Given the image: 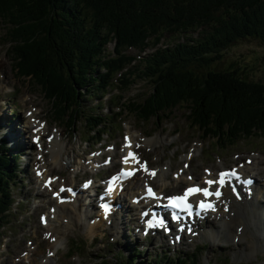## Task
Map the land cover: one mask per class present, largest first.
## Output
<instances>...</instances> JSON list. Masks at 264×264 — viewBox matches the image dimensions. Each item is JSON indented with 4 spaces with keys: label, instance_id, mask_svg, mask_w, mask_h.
<instances>
[{
    "label": "trees",
    "instance_id": "1",
    "mask_svg": "<svg viewBox=\"0 0 264 264\" xmlns=\"http://www.w3.org/2000/svg\"><path fill=\"white\" fill-rule=\"evenodd\" d=\"M0 18L14 69L45 89L58 118L72 129L78 117L86 116L81 101L118 87L114 79L121 73L123 90L136 78L153 84L140 100L121 96L129 100L127 112L140 121L161 120L185 105L191 125L216 138L220 148H227L222 141L264 136V81L249 80L237 70L197 69L221 60L240 39L264 41V0H0ZM195 31L200 38L191 37ZM165 33L186 38L157 48L141 61L145 66L123 52L157 46ZM111 42L115 56L106 57ZM108 119L90 114L88 132L104 133ZM7 148L0 142V232L16 201L13 185L20 168ZM122 257L119 253L114 264H152L137 246ZM154 257V264H199L195 253L172 257L167 251Z\"/></svg>",
    "mask_w": 264,
    "mask_h": 264
},
{
    "label": "rangeland",
    "instance_id": "2",
    "mask_svg": "<svg viewBox=\"0 0 264 264\" xmlns=\"http://www.w3.org/2000/svg\"><path fill=\"white\" fill-rule=\"evenodd\" d=\"M191 37L200 38L201 36L199 31H195ZM184 38L186 37L180 33H165L161 43L144 49L146 52L139 48H129L123 52L136 57L138 64L154 53L157 48L174 46ZM114 49L115 43H109L105 51L106 57H114ZM1 58L4 60V65L0 66V91L2 86H6V94L0 96V142L4 140L2 137L6 135V127L10 128L12 125L13 129L22 130L20 138L22 137V141L26 144H21L23 148L19 145L14 151L16 155L25 154L24 161L19 160L20 172L17 173V183L13 185V197L16 201L12 210L8 212L7 223L0 232V264H114L117 253L122 254V258L129 256L131 250L128 249V244H138L145 251L146 259L152 264H154V255L167 251L172 257L195 253L199 258V264H264V247L259 244L258 249L251 251L246 246L249 243V237L247 241L243 239L239 246L235 241L224 239L214 242V239L210 240L198 234L193 239L187 238L184 245L176 246L169 239H163L159 235L140 238L136 225L133 224H126L123 235L117 237L115 233L117 218H119L117 214L111 216V223L103 222L99 227L94 226L91 232H88L86 225L81 222L67 223L64 219L60 221L55 219L53 223L58 231L57 240H60V243L58 252L54 254L52 244L55 241L50 237L46 238V233L50 230L48 226L42 225L39 218L41 214H47L50 209L52 210V206L59 198L52 197V191L43 190L39 183L42 181V176L38 175L39 172L36 171L35 166V159L39 156L38 150H40L37 149V141H40L38 144L42 147L45 156L47 177L57 178V184L59 182L65 186L79 187L93 178L97 184V181L116 171L118 165L111 168L105 164V161L109 158L114 162L120 161L125 152L123 149L125 138L131 135L135 140L134 151L142 161L147 162L149 169L164 170L167 173L164 182L158 179L159 182L152 180L151 183L159 190L171 195L180 192L186 185V183L178 185L182 181L174 178L175 174L182 169L185 170V179L187 174H191L194 179L201 180L209 169L217 171L223 167L232 168L241 165L244 157H264V136L242 138L234 144L230 141H222L221 143L227 145V148H220L217 146L216 138L205 137L202 130L191 125L185 105L174 108L173 111L163 115L161 120L154 117L148 122L140 121L135 114L127 112L129 100L125 101V99L140 100L153 90V84L147 78H136L137 81L131 89L123 90L121 88H124V83L120 82L123 79L121 73L116 75L118 79L115 84H118V88H111L104 92L105 95L98 94L103 97L102 99H99L100 96H93L81 101L80 110L84 111L86 116L78 117L75 121V129H72L68 122L58 118L53 103L46 96L45 89L35 80L21 77L14 69L15 62L12 58L10 43L7 42L6 24L0 18ZM142 66L145 65L142 64ZM197 69L202 73L207 70H237L241 76L249 80L264 81V41L258 38L240 39L223 51L221 60L214 62L209 68L198 67ZM7 81L10 83L7 84ZM124 95L126 98L122 99L121 96ZM101 101L104 106L102 110L99 108L101 105L96 107ZM92 108L95 110L93 114H99L108 109L102 116L109 118L107 120L109 134H104L97 143L91 138L86 126V118L92 114ZM14 110L18 112L14 113ZM119 110L122 113L116 116L115 112ZM30 119L31 122L42 123L44 133L42 139L38 135V128L29 123ZM15 120H18V123H15ZM146 136L157 137L160 142L148 146L144 144L143 138ZM36 137L38 139H35ZM9 141L12 143L8 139L4 142L8 145ZM56 141L59 144L62 143L64 148L61 153L62 159H58L59 161H55L52 151L58 149L52 147ZM10 142L8 146L11 147ZM13 144L17 146L14 142ZM104 145L105 148H103ZM113 150H115V158L110 157ZM7 152L10 156L11 151ZM98 154L100 164L107 167L92 169L93 164H89V159ZM259 172L257 173L256 170L252 174L261 179L264 171ZM138 183H142V180ZM57 188L58 186L56 191ZM126 192L131 194L129 189ZM79 206L82 211L88 209L81 203ZM92 209L93 211L90 209V212L86 211L84 216H87L88 220L97 219L95 215L98 212L97 206H93ZM78 212L79 210H72L71 213ZM132 213L136 215V211ZM133 215L130 212V216ZM121 217L125 216L121 215ZM209 218L212 224L222 225L217 215H209ZM209 229L212 228L209 227ZM54 235L56 233L53 231L51 237ZM31 247L36 248L32 257L25 256L24 252H29Z\"/></svg>",
    "mask_w": 264,
    "mask_h": 264
},
{
    "label": "bare ground",
    "instance_id": "3",
    "mask_svg": "<svg viewBox=\"0 0 264 264\" xmlns=\"http://www.w3.org/2000/svg\"><path fill=\"white\" fill-rule=\"evenodd\" d=\"M3 61L4 60L1 58L0 59V66L4 65ZM9 81H7V84L10 83ZM5 87L6 86L1 87L0 96H1V94H6ZM18 120H15V123H18ZM29 123L30 124L32 123V124H34V127L39 128L38 129V135L42 139L43 138L42 136H44L43 130L41 128L42 123H37L34 121L31 122V119H30ZM11 124H13V123H11ZM14 129L12 128V125L10 126V128L6 127V129H5L6 135L3 136L2 138L11 140L15 144H17V146L20 145V147H21V144H26L22 141V137L20 138V136L22 135V130H20V129L18 130V128H14ZM143 139H144V144H147L148 146H153V145L160 142V140L157 137H153V136H151V137L146 136ZM132 141L133 140L129 136L128 140L125 142L127 147H124V149L126 148L127 150H126L125 154H123V156L128 155L129 152L133 153ZM52 147L58 148L57 151L55 149L52 151L54 153L53 157L55 158V161H59L58 159H62L61 153H62L63 145H62V143L59 144V142L56 141V142H54ZM63 150H64V148H63ZM38 154H40V155L35 159V165L37 166V171H40V170L43 171V173H42V179H43V177H47V176H45L46 175V170H45L46 167H45V165H43V163H44L43 161L45 159V156H44L43 152H40V151L38 152ZM110 155H111V157L114 156L113 152ZM97 157L98 156H96V158L93 160V162H89L90 165H92V163L93 164L95 163V166L94 165L91 166L92 168H94L98 165L100 166L99 159ZM136 158H139V156H136ZM137 161H138L137 159H136V161H132V164L134 166L141 165V162H139V161L137 162ZM130 162L131 161H128L126 163L122 157L120 164L123 167H132V166H130L131 165ZM241 162H242L241 165L233 166L231 169L232 171L237 173L239 175V177L233 181L227 182L224 187H219L221 190L224 191V194L222 195L221 199L217 200V206H216L214 213L218 215V219L222 223V225L216 226L212 223H207L208 226L211 227L212 229H210L211 231H209V232H207V230L202 231L201 235L203 237L205 236L206 238H208L210 240L214 239L213 240L214 242H219V241L224 240V239L227 241L228 240L235 241V243H237L239 246H240V243L243 239L244 240L246 239V241H247V238L249 237V240H248L249 243H247L246 246L249 249H251V251H253L254 249H258L259 244H261L264 247V178L262 179V181H259V178L255 177V178H257V183L255 182L254 185L246 182V179L248 177H250V176H247V174L251 175V176L252 175L255 176V174H252V173H254V171L257 170V173L259 171H262V170L264 171V157H259V156L244 157ZM114 163L115 162L111 161L110 164L113 165ZM225 169L226 168L223 167L222 169H217V171L212 170L213 172H210V171L206 172L204 174V177H203L204 180H201L200 182L205 183L207 180H214V179L216 180L217 177L219 176V173ZM156 173L157 174H155V175L150 174L151 179L154 181H156V180L158 181V179H160L162 182H164L166 177H167L166 171L160 170ZM184 173H185V170H182L181 172L176 173L177 180H180L182 182L188 181V183H192V182L196 181L194 178H192L191 175H189V177H186V179H187L186 180L184 178ZM31 179H33V178H31ZM140 179L143 180V175L140 176V175L135 174L134 176H132L131 178H129L126 181H120L122 189H121V191L118 190L116 192L115 196L120 195L119 196V198H120L122 193H124L128 189L132 191V195L129 198L130 202L128 205L126 202L120 201L119 211L117 214L119 216V218H117L118 224H117L116 229H115V233H116L117 237H121L123 235L124 230L126 229L125 228L126 224H135L136 222H138V217H136L135 214L131 217L130 211L133 210V207L137 206L136 204L131 203L132 198L134 196L138 197V195L143 192V190H141L140 187H137L135 189V187L138 185V184L137 185H135V184ZM56 183L57 182L54 181V182H52V185H56ZM195 183H197V182H195ZM40 184L43 188H46V185H43L42 182ZM106 185H107V182H106ZM106 185H105V187H106ZM48 187L51 188V186H48ZM238 188H241V189L238 190ZM156 192H157V194L154 196V198L157 197L155 204H158L160 202V199L158 197H162L160 192H163V190H160V192L156 190ZM81 193H83V192H79V197L75 196V199L77 202L76 201L67 202V203L55 202V206H56L57 210L54 213L49 212V214L47 216L48 221L45 224V226H48L49 230L54 231V233H56V235H55L56 241H55V243L52 244V246L54 247L53 253L58 252L59 243H60V240H57L58 231L55 229V224L53 223L54 219H57L59 221L64 219L67 223L81 222V223L86 225L88 232L93 231L94 226H98V227L101 226L102 223L104 222V220L108 219V217H106L105 213L102 210H100V213L96 212L95 215L102 217L104 220L103 219H101V220H98V219L88 220L87 216L84 217L86 215V211L87 212H90L91 210L93 211L92 207L96 206V205H94L92 203H88V204L83 203V201H82L83 194H81ZM46 202H48V201H46ZM78 202H79V204L81 203L82 205L88 207V209L86 208L85 210L82 211ZM146 203H147V199H142V200H140L139 204L143 206ZM89 209H90V211H89ZM117 209H118V207H117ZM72 210H79V212L77 214H74V213L72 214L71 213ZM121 215H123L125 217H121ZM120 217H121V219H120ZM26 254H27V257L32 256V255H30V252L26 253Z\"/></svg>",
    "mask_w": 264,
    "mask_h": 264
},
{
    "label": "snow or ice",
    "instance_id": "4",
    "mask_svg": "<svg viewBox=\"0 0 264 264\" xmlns=\"http://www.w3.org/2000/svg\"><path fill=\"white\" fill-rule=\"evenodd\" d=\"M127 140V137L125 138ZM129 158H131L133 161H136V157L134 156L133 153L129 152L128 156L124 158L125 162L127 163L129 161ZM138 162V161H137ZM145 171H147V169H145ZM129 175L131 173H128ZM154 174V173H152ZM229 175H235V172H231V173H226V172H221L219 173V178L218 180H207L205 183H207L208 185H211L213 183H219L221 185H223L226 181V178ZM113 179H116L115 177ZM149 191V195H154V193L151 192V189L148 190ZM196 192H202L204 196H209V195H216L217 197H219L220 192L217 190L215 193H211L208 191L207 188H199V187H193V188H189L185 191L184 196H179V197H171L169 199V204L172 207H183L185 209H189L191 208V205L187 204L186 201V197L190 194L196 193ZM200 206L202 208H208V207H212L211 204H207L204 201L200 202ZM175 218V217H174ZM43 219V218H42Z\"/></svg>",
    "mask_w": 264,
    "mask_h": 264
}]
</instances>
